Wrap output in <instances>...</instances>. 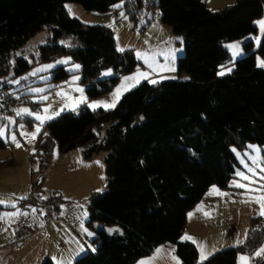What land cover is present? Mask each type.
<instances>
[{
  "label": "trees",
  "instance_id": "1",
  "mask_svg": "<svg viewBox=\"0 0 264 264\" xmlns=\"http://www.w3.org/2000/svg\"><path fill=\"white\" fill-rule=\"evenodd\" d=\"M67 2L97 15L112 14L122 5L119 11L142 32L149 22L145 12L158 7L162 23L184 40L178 74L187 77L144 82L115 109L84 107L80 115L66 112L46 123L30 158L39 162L32 187L41 189L56 147L61 153L81 148L86 159L108 152L106 189L93 192L88 207V224L100 225L93 240L98 246L75 264H135L166 243L176 246L183 264H238L239 254L252 255L264 242L261 215L251 218L244 243L203 262L198 247L181 238L187 213L209 188L228 189L235 178L239 162L233 149L264 145V67L252 54L238 61L230 75L217 74L231 59L223 44L257 34L255 21L264 14V0H238L219 11L209 10L205 0H0V85L9 87L6 81L22 76L33 63L69 56L81 65L87 96L96 98L141 65L132 49L117 50L112 29L72 17ZM45 28L51 32L49 43L40 47L35 61L17 57ZM244 48L252 50L253 41ZM258 54L264 59V37ZM108 68L114 76L99 80ZM53 72L57 82L71 75L65 66ZM19 121L33 125L30 116ZM6 147L0 138V149ZM8 162L1 161L0 168ZM114 225L123 232L110 236L105 227ZM42 264L54 262L46 258ZM253 264H264V258H254Z\"/></svg>",
  "mask_w": 264,
  "mask_h": 264
},
{
  "label": "rangeland",
  "instance_id": "2",
  "mask_svg": "<svg viewBox=\"0 0 264 264\" xmlns=\"http://www.w3.org/2000/svg\"><path fill=\"white\" fill-rule=\"evenodd\" d=\"M207 7L211 11H219L222 9H225L227 7H231L238 0H205ZM68 6V7H66ZM65 7L69 14L82 21L83 23L89 24V25H104L112 29L116 42H117V50L119 52H124L126 50L132 49L135 53V56L138 61H140V64L143 63L146 68L142 67V65H139L138 68L145 69L150 75H152V79L156 78L153 76L154 74H157L159 77V80L156 82L161 83L162 81L166 80H176V79H186V75H179L178 74V59L182 57L185 53L184 48V40L182 36L175 35L173 28L166 25V32L162 33H153L150 35V37L147 39H142V37L145 35L146 31L142 32L140 31L139 26H135V24L132 22L129 17L126 15L121 16V12L119 11V8L117 7V11L119 13V17H115L114 13L109 15H97L94 13L87 12L83 6H81L78 3L74 2H67L65 3ZM69 7L71 8V12L69 11ZM152 14L159 19L160 22L162 20V14L161 10L158 7H155L153 9L148 10L149 17L152 16ZM264 20V14L261 18L257 19L255 21V25L259 27V30L257 34H250L242 39L235 40V41H228L223 44L224 48L227 50V52L230 54L231 59L228 63L223 64L219 67V70L217 72L219 77H224L226 75H230L233 70L235 69V66L238 61L242 60L243 58L255 54L256 55V61L258 67H264L261 66V61H264V59L258 54V47L260 46L262 39L264 37V30L261 29L260 25L257 23L258 21ZM144 23V21H142ZM51 36V32L45 28L43 31L38 33L35 37H33L23 48L19 49L17 51V57L25 58L30 63H33L35 60L34 58H37L39 56L40 47L43 45H46L49 43V38ZM249 41H253L254 48L252 50H245L244 46ZM239 45V48L237 50V55L235 57L232 56V49L228 48V45ZM119 49H123V51H120ZM146 54L137 56V53ZM34 60V61H33ZM145 60H147V63H145ZM61 61H68L67 63H61ZM149 64L151 67H149ZM51 65L52 67L45 69V66ZM79 65V68L77 69L75 66ZM60 66H65V69L67 72L71 73L68 79L63 81H54V70ZM231 69V71H228L227 69ZM81 70V65L79 63H72V59L69 56H63L60 58H57L53 61L49 62H36L33 63L32 67L24 73L22 76L16 77V78H10L6 81V84L10 87L12 91H14L17 94L20 95H30L32 97V101L34 103H40V108L33 109L30 108L31 112L34 114H40L42 116L47 115H53L57 112H59V115H53L52 119L45 120L40 125V132L37 134L35 138H32L31 136H24L21 135V133H33L35 131V128L38 124H40L39 121L35 119L34 115H30L31 119L33 120V125H28L25 121H19L14 120L13 118H7L5 122L2 124V126H5L6 128V134L4 136H0V138L6 143L7 147L4 149H0V162L13 159L16 161L13 165H3L0 168V199L5 201H12L11 197L7 196L9 195V192L7 187L18 185L21 187V190L23 193L26 191V197H28L32 191V171H38L39 169V162L38 160L31 161V156L36 152L35 146L36 142L38 140V137L41 133L44 131V127L46 123L58 118L61 114L66 112H72L75 115H80L83 111V108L86 106H89L90 104H95L96 102H107L108 104H112L115 102V96L114 93L116 92L117 88H122V92L125 91V94H122L120 96L118 102L116 100L114 107H106L105 110H111L112 108L115 109L122 98L132 91L133 89L137 88L144 82L148 81H139L138 83H134L136 86H132L130 90H125L126 88V81L125 79H122V81L118 82L116 86L107 94L102 95L100 97L96 98H89L87 96V87L80 83L81 76L79 74ZM110 70V71H109ZM221 71H224V74L221 75ZM32 73H35V75H32ZM109 73V74H105ZM132 73L131 75H133ZM112 76H114V72L112 68H108L103 70L101 73L99 80L109 79ZM130 76V75H129ZM26 77V79H24ZM75 77H78V79H74ZM154 77V78H153ZM16 81H19V83H16ZM154 84L155 83H151ZM82 87H81V85ZM44 89L45 91L37 93L34 92L33 89ZM77 89H82L83 91H77ZM127 91V92H126ZM61 93L65 95H61ZM121 95V94H120ZM41 97H47V99H41ZM119 97V96H118ZM100 106L95 107L91 110H97L101 109L98 108ZM47 108L48 112H44L43 110ZM63 109V110H61ZM104 109V108H102ZM14 120L15 124H10L9 120ZM22 125V127H21ZM15 133L17 137V141L21 145L20 147L17 146L16 142H13L11 140V135ZM249 145L254 146L253 148H250ZM248 148L244 151L240 152L236 149H233V152L235 153L238 162L239 167L236 170L245 172L246 175H250L247 173V170L244 167V164L247 163L250 167H256L257 170V176L252 177L253 180H256L257 183L249 184L248 181L242 180L237 175L235 178H233L229 186L232 185L233 181H236L238 183H244L247 184L250 188H256L258 187V184L261 182L259 181V167L260 165L254 166L252 164V158H258L261 160L262 163H264V145H258V144H249ZM255 149H259V151H256ZM72 151V150H71ZM59 148L57 147L55 149V157H54V164L55 161H57V157L59 155ZM108 156L107 151H102L101 153L95 155L92 159L93 161V167H94V174H93V183L96 187L95 191L98 193H103L106 189V173H105V160ZM243 158V163H242ZM90 159V160H91ZM98 162V163H97ZM71 177V176H70ZM69 178V176L65 177V179ZM43 180V184L41 186V189H39V195L47 197L46 193L51 192L49 190V186L54 183V181L49 180L45 181ZM76 180V177L74 178ZM46 182V183H45ZM81 182V177H79L73 185L70 186V189L73 191V194L70 195L68 199L72 201L75 205H77V209L74 210V212H71V217L77 221L78 223H81L82 227H85L88 232L93 233V235L89 236L88 239L84 238L86 241V244L90 247L91 250H88L87 252H96V248L98 245L92 243V239L95 238L96 232L95 229L99 228L98 223H91V225L88 224L89 220V201L91 193L85 192L83 189L81 192H79V187L76 189L77 185ZM219 190H223L216 186ZM227 193H230V196L225 197L224 200L218 199L215 200V210H213V216L216 215L218 221L223 223L216 224L219 226H224L225 230H227L229 227L231 228H238L241 229H248L249 223L251 218L260 216L259 212L261 211L260 205L255 202H245L250 199L253 195H258L259 193H251L247 192L244 188H237L234 186H230V189L227 191ZM29 194V195H28ZM28 195V196H27ZM66 200L65 198L63 199ZM213 204V203H211ZM37 209V208H36ZM40 210V209H39ZM41 212V210H40ZM86 213V215H85ZM38 215V214H37ZM27 218V217H24ZM108 234L110 236H114L122 231V228L118 225H114L111 227H108ZM110 229H119V231H113L109 232ZM217 231H220L221 229L214 228ZM182 240V238H181ZM10 248L6 251V257H10V252L13 250H17L15 253H13L14 257L12 258L15 261L16 258H23L26 257V254L28 253L26 250L21 249L24 246H19V244L14 245L12 240V246H9ZM264 247L263 244L259 247ZM94 249V250H93ZM85 252V253H87ZM84 253V254H85ZM30 256V255H29ZM7 258V259H8ZM264 258V256H262ZM11 262V264H12ZM3 263V262H2Z\"/></svg>",
  "mask_w": 264,
  "mask_h": 264
},
{
  "label": "crops",
  "instance_id": "3",
  "mask_svg": "<svg viewBox=\"0 0 264 264\" xmlns=\"http://www.w3.org/2000/svg\"><path fill=\"white\" fill-rule=\"evenodd\" d=\"M115 17L117 16L118 12H113ZM145 16L150 20L151 17H149L148 12H145ZM156 18V17H155ZM166 25L162 23V20L156 18L155 22L152 25H149L147 29L145 30L146 33L142 37V39L149 38L150 35L153 33H162L166 32ZM257 29L259 30V27L257 26ZM260 47V46H259ZM258 47V50H259ZM140 62V61H139ZM142 67L146 68L143 63H141ZM142 69L138 68L133 71L134 76H137L138 73L141 72H147L145 69L141 71ZM124 75L120 78V81L122 79H125L126 77H133L131 74ZM148 73V72H147ZM149 74V73H148ZM130 75V76H129ZM157 81L159 80V77L157 74H154ZM152 79V75H148V78H140L139 81H148L150 82ZM140 81V82H141ZM160 82V81H159ZM159 82H156L155 85L160 84ZM126 89L130 90L135 81H126ZM81 85V84H80ZM154 85V84H153ZM136 86V85H135ZM82 87V85H81ZM119 97L115 96V102L119 100ZM127 92V91H126ZM103 102V101H102ZM89 109H93L92 107L86 106ZM98 108H104V106H100ZM113 109V108H112ZM57 148V147H56ZM248 148V147H247ZM60 151V150H59ZM54 157H55V151L53 153V161L51 168L47 171L45 174L44 179L47 181L53 180L54 183L49 186V190L56 191L61 196V202L58 208L55 209L54 214L55 217L59 220L56 223L49 224L45 229H43L41 232H38L25 240L21 245L24 246L21 249L26 250L28 253L26 254V257L23 258H16L15 261L12 258L14 257L13 253L15 251L10 252V257H6V253L4 251L8 250L12 246V240L14 238V232L15 228L18 222L23 220H29L32 224L36 226H41V212L39 208L32 207L30 209H25L22 207L21 203L24 200L19 199L20 197L24 196L26 197V192L23 193L21 190V187L18 185H13L7 187L6 190H8L9 195L7 196L11 197L12 202H15L17 204L16 208H12L10 205H0L3 207L0 214L4 213H11L15 211H21V212H27L28 215H21L18 217H14L13 221L9 224L7 221H0V264H42V262L46 258H56L57 260L63 259L64 261L71 260L72 264H75L77 258H79L81 255H83L88 250H91L88 244H86V241L84 238L88 239V235L85 233V227H82L81 223H78L71 217V212L75 209H77V205L72 203V201L68 198L69 196L73 194V191L70 189V186L76 183L77 179L81 177V182L79 184H76L79 192H81L83 189H85V192H89V194L92 192H96L95 185L93 183V161L92 159H86L83 153V150L81 148L74 149L69 152L61 153L59 152V155L57 157V161H55L54 164ZM9 162L7 165L14 164L16 161L13 159H9ZM69 176V178L65 179V177ZM71 176V177H70ZM76 177V180L74 178ZM45 180V181H46ZM46 183V182H45ZM1 188V183H0ZM213 188L210 187L209 190L205 193L203 198L187 213V224L185 231L182 235V237L187 234L188 236L194 237L195 240L199 243H203L205 245V252H206V258L203 259V261L210 258L213 254L216 252L235 247L238 245H241L244 243V241L247 238L248 235V229H239L234 227H229L227 230H225L224 226H217L216 224L223 223L218 221L216 215L213 216V210H215V200L221 199L224 200L225 196H220L217 194L209 195L210 190ZM216 188V186H215ZM218 189V188H217ZM230 189V186L228 189L220 190L221 192H226ZM91 193V194H92ZM29 195V194H28ZM27 195V196H28ZM66 199L65 201L63 199ZM213 203V204H211ZM203 205V211H198V206ZM36 209L35 212L32 211V209ZM204 211L210 212L211 217H206L204 215ZM190 213H193L191 217L189 216ZM38 214V215H37ZM27 217V218H24ZM100 226V225H99ZM108 227H105L106 231L108 232ZM214 228L221 229L220 231L215 230ZM7 229V231H5ZM122 232L117 234H121ZM92 239V243H93ZM183 241H189L191 240L182 239ZM237 240L242 241V243L237 244ZM193 243V242H192ZM197 246V244H195ZM81 248L83 249L81 251ZM157 249H163L162 252L157 253ZM258 248L252 255L249 254H239L238 256V264H241L240 256H248L250 258L249 264H253V259L256 257H262V256H256L255 253L259 250ZM199 250V248H198ZM30 255V256H29ZM173 257L177 258V260L180 262V264H183L182 260L176 253V246L170 243L161 244L157 246L150 255L140 258L135 262V264H141V261H151V264H176V260L173 259ZM8 258V259H7ZM53 260V259H52ZM199 261H201L200 257V250H199ZM3 262V263H2ZM54 264H56L55 260H53Z\"/></svg>",
  "mask_w": 264,
  "mask_h": 264
},
{
  "label": "snow or ice",
  "instance_id": "4",
  "mask_svg": "<svg viewBox=\"0 0 264 264\" xmlns=\"http://www.w3.org/2000/svg\"><path fill=\"white\" fill-rule=\"evenodd\" d=\"M68 7V6H66ZM115 7H122V5H116ZM69 11L71 12V8L69 7ZM123 12H121V16L123 17ZM261 29L264 30V20L262 21H258L257 22ZM228 48L232 49V56L235 57L238 53H237V50L239 48V45H236V44H233V45H228L227 46ZM120 51H123V49H119ZM141 55H145L146 54H141V53H137V56H141ZM68 61H61V63H67ZM145 63H147V60H145ZM261 66H264V61H261ZM49 67H52L51 65H48V66H45V69H42V70H46L47 68ZM77 69L79 68V65H76L75 66ZM149 67H151V65L149 64ZM228 71H231V69H227ZM110 71V70H109ZM105 74H109V73H105ZM221 75L224 74V71H221L220 73ZM32 75H35V73H32ZM148 73L147 72H141V73H138L137 76H133V77H126L125 78V81H135L136 83L139 82V79L142 77V78H148ZM26 79V77L24 78ZM74 79H78V77H75ZM151 83H156L155 80H151L150 81ZM16 83H19V81H16ZM135 86V85H133ZM34 92H37V93H40V92H43L45 91L44 89H40V88H37V89H33ZM77 91H83L82 89H77ZM122 92V88H117L116 92L114 93V96H119ZM61 95H65L63 93H61ZM41 99H47V97H41ZM97 106H104V107H114L115 106V102H113L112 104H108L107 102H96L95 104H90L89 107H92L93 109ZM63 110V109H61ZM16 111V114L17 115H21V114H27V115H34L35 116V119L37 121L40 122V124H38L35 128V131L33 133H21V135H24V136H31L32 138H35L37 136V134L40 132L41 128H40V125L47 119H52L53 118V115H59V112L53 114V115H47V116H42L40 114H34L31 112V110L29 109H20V110H14ZM44 112H48V109L45 108L43 110ZM10 124H15V121L14 120H9ZM22 127V125H21ZM6 134V128L5 126H2L0 125V136H4ZM11 140L13 142H16L17 146L20 147L21 145L19 144V142L17 141V137L15 135V133H13L11 135ZM250 148H253L254 146H251L249 145ZM256 151H259V149H255ZM243 158H242V163H243ZM98 163V162H97ZM252 164L254 166L256 165H260L259 167V181H261L259 184H258V187L256 188H250L247 184H244V183H238L236 181H233L232 185L230 186H234V187H237V188H244L246 189V193L247 192H251V193H259L258 195H253L250 197L249 200L245 201L246 203L247 202H255L257 204L260 205V208H261V211L259 212V215L261 216H264V163L261 162L260 159L258 158H252ZM244 167L245 169L247 170V173L250 174V175H246L245 172H242V171H237L236 175L238 177H240L242 180H245V181H248L249 184H252V183H257L256 180H253L252 177H256L257 176V170H256V167H250L247 163L244 164ZM212 194H217V195H220V196H225V197H228L230 196V193H226V192H221L219 189L215 188V186H213V188L210 190V193L209 195H212ZM27 197H20L19 199L23 200V199H26ZM44 199H47V197H42ZM0 205H10L12 208H16L17 207V204L15 202H12V201H5V200H2L0 199ZM198 211H203V205H200L198 206ZM33 212L36 211V209H32ZM21 215H28L27 212H21V211H15V212H11V213H4V214H0V221H7L9 222V224L13 221V218L14 217H18V216H21ZM86 215V213H85ZM192 215H194L193 213H190L189 216L191 217ZM204 215L206 217H211V213L210 212H207V211H204ZM41 227H43V224H41ZM5 231H7V229H5ZM85 231H87V229H85ZM113 231H119V229H110L109 232H113ZM89 236L93 235V233L91 232H88L87 233ZM182 239H187V240H191L194 244H197V247L199 248L200 250V257H201V261H203V259L206 258V252H205V245L203 243H199L195 240L194 237H191V236H188L187 234H185L184 237H182ZM237 244H240L242 243V241L240 240H237L236 242ZM83 249L81 248V251ZM94 250V249H93ZM163 249H157V253H160L162 252ZM256 256H264V247L260 248L256 253H255ZM53 260H55L56 264H72V261L71 260H68V261H64L63 259H60V260H57L56 258H52ZM174 260H176V264H180V262L177 260V258L173 257ZM240 261H241V264H249V261H250V258L248 256H244V255H241L240 256ZM141 264H151V261H141Z\"/></svg>",
  "mask_w": 264,
  "mask_h": 264
},
{
  "label": "built area",
  "instance_id": "5",
  "mask_svg": "<svg viewBox=\"0 0 264 264\" xmlns=\"http://www.w3.org/2000/svg\"><path fill=\"white\" fill-rule=\"evenodd\" d=\"M118 15V14H117ZM155 16H152L148 22V26L155 22ZM31 96L20 95L15 93L5 85H0V123L3 124L7 118H13L14 120H21L29 117L30 115L21 114L17 115L16 111L20 109L32 108L34 102ZM38 187L34 186L32 193L22 201L21 205L25 209L37 207L41 210V222L43 227L32 224L29 220H23L17 223L13 244H22L25 240L33 236L34 234L41 232L49 224L56 223L59 220L55 217L54 211L61 202V196L56 191L46 193L47 199H44L39 195Z\"/></svg>",
  "mask_w": 264,
  "mask_h": 264
},
{
  "label": "water",
  "instance_id": "6",
  "mask_svg": "<svg viewBox=\"0 0 264 264\" xmlns=\"http://www.w3.org/2000/svg\"><path fill=\"white\" fill-rule=\"evenodd\" d=\"M0 125H2V124L0 123ZM19 245H21V244H19Z\"/></svg>",
  "mask_w": 264,
  "mask_h": 264
}]
</instances>
